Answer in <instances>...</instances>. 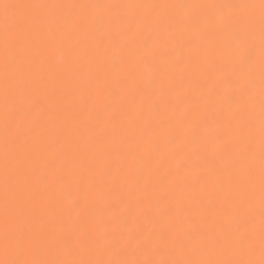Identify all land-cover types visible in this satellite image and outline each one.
<instances>
[{
    "label": "snow or ice",
    "instance_id": "6c2138e0",
    "mask_svg": "<svg viewBox=\"0 0 264 264\" xmlns=\"http://www.w3.org/2000/svg\"><path fill=\"white\" fill-rule=\"evenodd\" d=\"M0 264H264V0H0Z\"/></svg>",
    "mask_w": 264,
    "mask_h": 264
},
{
    "label": "bare ground",
    "instance_id": "6f19581e",
    "mask_svg": "<svg viewBox=\"0 0 264 264\" xmlns=\"http://www.w3.org/2000/svg\"><path fill=\"white\" fill-rule=\"evenodd\" d=\"M89 2H114V3H136V2H141V0H89ZM145 2H159V0H145ZM141 48L143 47L142 41L140 44ZM59 60V57L57 58ZM200 83L204 86V90H207L208 87H210V83L205 82L203 79H201ZM143 91L139 94L136 95V103L140 104V103H147L150 102L151 99H154V97L152 96V91L149 90L148 88V84L147 82H145L144 84L141 85ZM182 90L179 88V86L177 87V92L173 93L172 95L175 96L177 94H179ZM79 98H75L73 101H71L72 103H77ZM190 107V105L188 103H185L181 106V111L187 110ZM38 113H34L33 116L34 117H38ZM208 114L205 113V116H207ZM104 116L103 114L101 115V119H103ZM132 135H135V133H132ZM148 137L145 136V140H147ZM167 148V143H166V138L162 137V141H161V149L164 150ZM103 173L102 171L98 173L97 175V179H101ZM115 176V169H113V176L112 177H106L104 178V182L111 184L112 183V179Z\"/></svg>",
    "mask_w": 264,
    "mask_h": 264
}]
</instances>
